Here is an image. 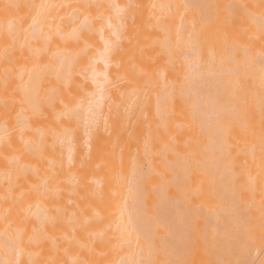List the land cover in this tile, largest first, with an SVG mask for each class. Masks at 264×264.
Wrapping results in <instances>:
<instances>
[{
    "label": "bare ground",
    "instance_id": "obj_1",
    "mask_svg": "<svg viewBox=\"0 0 264 264\" xmlns=\"http://www.w3.org/2000/svg\"><path fill=\"white\" fill-rule=\"evenodd\" d=\"M0 264H264V0H0Z\"/></svg>",
    "mask_w": 264,
    "mask_h": 264
}]
</instances>
